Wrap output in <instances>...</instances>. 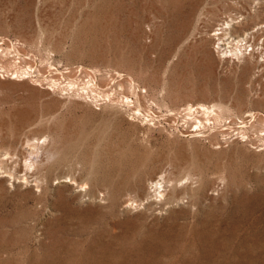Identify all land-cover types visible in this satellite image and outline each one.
<instances>
[{"label":"rangeland","instance_id":"rangeland-1","mask_svg":"<svg viewBox=\"0 0 264 264\" xmlns=\"http://www.w3.org/2000/svg\"><path fill=\"white\" fill-rule=\"evenodd\" d=\"M0 62V264H264V0H0Z\"/></svg>","mask_w":264,"mask_h":264},{"label":"bare ground","instance_id":"bare-ground-1","mask_svg":"<svg viewBox=\"0 0 264 264\" xmlns=\"http://www.w3.org/2000/svg\"><path fill=\"white\" fill-rule=\"evenodd\" d=\"M246 40V39H245ZM244 39H240L239 41H238V43H243L244 41H245ZM14 45V44H13ZM18 46V45H17ZM239 48V50H241V46H239L238 47ZM15 49V48H14ZM13 49V50H14ZM230 50H232V49H230ZM234 50V55H236L237 57H239L240 55L241 56H244L245 54L243 53V52H241V53H238V52H236V50L237 49H233ZM232 50V51H233ZM261 50V49H260ZM15 51V50H14ZM242 51V50H241ZM18 56H19V54L18 53H16ZM225 54H227V53H225ZM233 54V53H232ZM6 55H8V54H6ZM37 57V56H36ZM19 58L20 59H22L23 58V55H21L20 54V56H19ZM16 59H18V58H16ZM23 60H25V59H23ZM10 61V60H9ZM1 63V62H0ZM4 64V63H3ZM15 65V64H14ZM2 66V65H1ZM0 66V69L3 71V69H6V68H4V66H2L1 67ZM16 67H17V65H16ZM51 67V66H50ZM13 68V67H12ZM30 68H31V66H30ZM16 69V70H15ZM28 69V68H27ZM32 69V68H31ZM38 69V68H37ZM36 69V70H37ZM54 69V68H53ZM9 70H11V69H7V71L6 70H4V72H6L7 74H9L10 72H8ZM15 70V71H14ZM14 70L12 69V73H11V79L12 80H18L19 82L20 81H25V79H28V78H31V76H29L30 75V73H29V71L28 70H23V68H20L19 67V69L18 68H14ZM54 70H56V69H54ZM69 70V69H68ZM14 71V72H13ZM50 71V70H49ZM95 71V73H98V70H94ZM35 72V71H34ZM93 72V71H92ZM45 73H47V72H45V70L43 69H38L37 70V72H35V75H34V77L33 78H35V79H31V81L33 82V83H35V84H37L38 82H41V81H43V77L45 76ZM60 72H58V71H55V72H53V71H50V74L52 75L51 77H56V75H58V76H60V74H59ZM28 75V76H27ZM33 75V74H32ZM3 78H5V74L3 73L2 75H1ZM51 79V78H50ZM71 79V78H70ZM73 79V78H72ZM96 79V78H95ZM93 80V81H89L90 83L89 84H91L90 86L91 87H94V89L97 91L98 89H100L103 85H102V82H100L99 80ZM71 83V82H70ZM39 84V83H38ZM61 84V83H60ZM60 84L58 83V81L56 80V79H54V78H52L51 79V81H50V86L55 90V89H58V88H60ZM66 84V83H65ZM87 84V83H86ZM85 84V85H86ZM64 85V84H63ZM78 85H82V84H78ZM70 86H71V89L72 90H75V87H76V83L75 82H72L71 84H70ZM69 86V87H70ZM79 86V87H80ZM88 88H89V86L88 87H84V88H82V90H84L85 91V89H87L88 90ZM41 89V88H40ZM77 89V88H76ZM80 90V89H79ZM91 90H92V88H91ZM63 91V90H62ZM83 91V92H84ZM96 91H95V93H96ZM113 91V90H112ZM74 92H76V90L74 91ZM73 92V93H74ZM79 92V91H78ZM86 92V91H85ZM93 92H94V90H93ZM87 93V92H86ZM88 93H90V91L88 92ZM94 93V94H95ZM98 93V92H97ZM83 94V93H82ZM85 95V94H84ZM88 95V94H87ZM95 97H97V96H95ZM106 97H109V101H113L114 99H112L111 100V96L108 94ZM122 98V97H121ZM126 100H127V103L129 104V100H128V98H126ZM133 101V100H132ZM213 105V104H212ZM215 107H217L216 105H213L212 106V108H215ZM151 109V108H150ZM193 109H194V106L193 105H190L188 108H187V111H189V112H193ZM197 109H202L204 112H207V111H209V109H211L210 107H207V106H205V105H200L198 108H196L195 110H194V112L195 111H197ZM199 111V110H198ZM221 112V111H220ZM142 114V113H141ZM195 114V113H194ZM208 114V113H207ZM220 114V113H219ZM193 115V114H192ZM221 115V114H220ZM146 116V115H145ZM186 116V115H185ZM133 117V116H132ZM189 117V116H188ZM216 119V118H215ZM198 121V120H197ZM202 122V121H201ZM223 122V121H222ZM256 122V121H255ZM232 123V122H231ZM203 124V123H202ZM154 125V124H153ZM204 125V124H203ZM202 125V126H203ZM213 126V125H212ZM204 128V127H203ZM245 131V130H244ZM231 133V132H230ZM196 134H199V133H195L194 135H196ZM255 134V133H254ZM192 136V135H191ZM245 137V136H244ZM252 140V139H251ZM40 141H38L37 143H38V145L39 144H41V143H39ZM257 145V144H256ZM27 167H32L33 166V164H27L26 165ZM1 169H5V173H9V174H12L11 173V170L10 169H8V168H6V167H4V166H0V170ZM13 170V169H12ZM11 178V177H10ZM169 183V182H168ZM158 195H161L162 197H164L165 199H168V198H170V196L172 195L171 193H169L168 192V188H167V185L166 184H161L159 181H157L156 180V182H155V188H153V190H151L150 192H149V195H148V197H153V196H155V197H158Z\"/></svg>","mask_w":264,"mask_h":264}]
</instances>
